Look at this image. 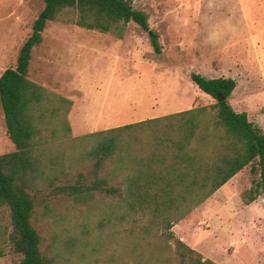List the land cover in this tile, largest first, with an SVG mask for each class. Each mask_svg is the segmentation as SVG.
Listing matches in <instances>:
<instances>
[{"label":"trees","instance_id":"1","mask_svg":"<svg viewBox=\"0 0 264 264\" xmlns=\"http://www.w3.org/2000/svg\"><path fill=\"white\" fill-rule=\"evenodd\" d=\"M43 1L16 65L0 75V104L15 145L0 154V208L9 212L7 239L19 264H56L36 226L40 205L104 197L110 205L102 226L120 236L130 264H219L178 237L174 226L248 166L252 180L242 200L264 198V130L231 104L237 81L192 72L213 103L73 136V100L30 78L48 23L122 39L133 21L156 50L158 36L133 0Z\"/></svg>","mask_w":264,"mask_h":264},{"label":"rangeland","instance_id":"2","mask_svg":"<svg viewBox=\"0 0 264 264\" xmlns=\"http://www.w3.org/2000/svg\"><path fill=\"white\" fill-rule=\"evenodd\" d=\"M133 6L147 14L159 50L133 21L122 39L50 21L34 48L30 78L73 100V136L213 103L192 72L234 78L231 104L264 130V0H133ZM43 7V0H0V75L16 65ZM14 149L0 104V154ZM251 180L248 166L202 203L206 219H187L206 232L196 233L204 258L264 264L263 199L246 204L241 197ZM103 199L39 206L36 226L56 264H130L120 236L102 226L110 205ZM10 229L9 212L0 208V264L20 263L7 239Z\"/></svg>","mask_w":264,"mask_h":264},{"label":"crops","instance_id":"3","mask_svg":"<svg viewBox=\"0 0 264 264\" xmlns=\"http://www.w3.org/2000/svg\"><path fill=\"white\" fill-rule=\"evenodd\" d=\"M204 205L205 204H201L196 210H194L186 218H184L174 226L175 229L179 228L181 230L178 237L186 241L189 245H191L193 248L197 249L201 253L204 252L201 250L200 243L196 242V240L198 239L196 233L200 235H204L206 232L204 230L200 231L199 227H197L193 221L187 222V219H190L191 217H193V215H195L194 218L196 219L197 222L206 219L208 217V214L206 213V209L204 208L205 207Z\"/></svg>","mask_w":264,"mask_h":264},{"label":"water","instance_id":"4","mask_svg":"<svg viewBox=\"0 0 264 264\" xmlns=\"http://www.w3.org/2000/svg\"><path fill=\"white\" fill-rule=\"evenodd\" d=\"M263 200H264V198H263Z\"/></svg>","mask_w":264,"mask_h":264}]
</instances>
